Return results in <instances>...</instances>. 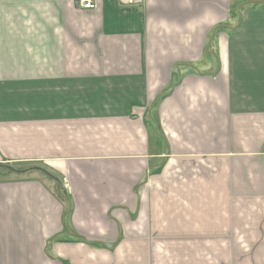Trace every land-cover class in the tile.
<instances>
[{
    "label": "crops",
    "instance_id": "crops-1",
    "mask_svg": "<svg viewBox=\"0 0 264 264\" xmlns=\"http://www.w3.org/2000/svg\"><path fill=\"white\" fill-rule=\"evenodd\" d=\"M92 1L0 0V264H264V0Z\"/></svg>",
    "mask_w": 264,
    "mask_h": 264
},
{
    "label": "built area",
    "instance_id": "built-area-1",
    "mask_svg": "<svg viewBox=\"0 0 264 264\" xmlns=\"http://www.w3.org/2000/svg\"><path fill=\"white\" fill-rule=\"evenodd\" d=\"M80 1V5L83 8H93L95 7V3L92 0H79ZM128 2L131 5H135L137 7L142 6L144 0H128Z\"/></svg>",
    "mask_w": 264,
    "mask_h": 264
},
{
    "label": "trees",
    "instance_id": "trees-1",
    "mask_svg": "<svg viewBox=\"0 0 264 264\" xmlns=\"http://www.w3.org/2000/svg\"><path fill=\"white\" fill-rule=\"evenodd\" d=\"M69 213H70V204L68 205V207H67V209L65 210V215H64V219L66 220L67 219V217L69 216ZM66 224V223H65ZM66 227V226H65ZM68 231H70L69 229H68ZM67 231V232H68Z\"/></svg>",
    "mask_w": 264,
    "mask_h": 264
},
{
    "label": "water",
    "instance_id": "water-1",
    "mask_svg": "<svg viewBox=\"0 0 264 264\" xmlns=\"http://www.w3.org/2000/svg\"><path fill=\"white\" fill-rule=\"evenodd\" d=\"M44 172H46L48 175L52 176L57 182H59L53 175H51L49 172L43 170Z\"/></svg>",
    "mask_w": 264,
    "mask_h": 264
}]
</instances>
